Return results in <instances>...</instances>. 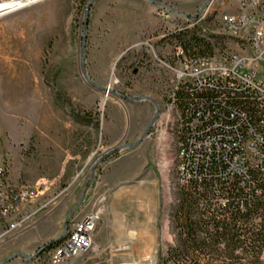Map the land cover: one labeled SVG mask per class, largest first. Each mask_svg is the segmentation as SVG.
<instances>
[{"label": "rangeland", "instance_id": "obj_1", "mask_svg": "<svg viewBox=\"0 0 264 264\" xmlns=\"http://www.w3.org/2000/svg\"><path fill=\"white\" fill-rule=\"evenodd\" d=\"M231 1L41 0L0 15L2 186L35 191L0 221V264L15 253L32 257L5 264H53V250L38 249L62 239L69 212L79 219L101 198L93 245L68 264H160L175 242L169 216L177 191L174 144L155 149L148 129L156 112L155 124L172 108L170 68L179 50L165 37L195 22L185 15H198L191 29L213 54L238 52L220 27ZM161 11L169 17L159 19ZM71 112L90 123L74 122ZM176 115L172 108L169 118ZM147 129L135 147L104 157ZM130 164L138 175L123 173Z\"/></svg>", "mask_w": 264, "mask_h": 264}, {"label": "trees", "instance_id": "obj_2", "mask_svg": "<svg viewBox=\"0 0 264 264\" xmlns=\"http://www.w3.org/2000/svg\"><path fill=\"white\" fill-rule=\"evenodd\" d=\"M195 32L184 26L165 39L185 54L213 55L212 45ZM171 98L177 112L173 133L177 191L169 216L175 242L160 264H264L263 105L250 90L232 84L187 86L175 89ZM71 117L90 123L74 112ZM258 135L263 164L259 168L248 163L246 171L237 160L240 145ZM218 197L225 204L212 208L208 202Z\"/></svg>", "mask_w": 264, "mask_h": 264}, {"label": "built area", "instance_id": "obj_3", "mask_svg": "<svg viewBox=\"0 0 264 264\" xmlns=\"http://www.w3.org/2000/svg\"><path fill=\"white\" fill-rule=\"evenodd\" d=\"M230 4L224 16L220 18V27L222 34L235 42L238 52L228 55H190L178 48L176 62L170 68L172 89L174 91L187 86L232 84L240 90H250L256 102L264 107V0H234ZM157 14L161 19L169 17V14L163 11ZM206 73L216 74V82H207ZM163 133H166L165 126H157L154 121L149 137L154 140L155 149L159 144H163ZM261 139L260 135L253 136V143H241V154L237 160L244 170H248V163L262 167L263 150L259 146ZM204 145L210 147L208 142ZM183 152L186 156L185 150ZM5 171L4 165L0 163V221L7 218V213L17 211L23 202L35 197L32 187L21 186L12 189L9 186H2L4 178L1 177H4ZM184 176L189 184L190 174L187 168L184 170ZM225 202V199L218 197L217 200L211 199L208 203L213 208ZM98 203L97 210L85 213L79 219L76 217L69 219L66 239L59 247L53 249L51 257L53 264H68L91 249L95 226L103 213L104 198ZM23 224L24 218L18 224H10L9 228L21 229Z\"/></svg>", "mask_w": 264, "mask_h": 264}, {"label": "bare ground", "instance_id": "obj_4", "mask_svg": "<svg viewBox=\"0 0 264 264\" xmlns=\"http://www.w3.org/2000/svg\"><path fill=\"white\" fill-rule=\"evenodd\" d=\"M37 1H41V0H10V1L8 0V1H2V2H0V15L15 12L16 10H18L20 8L30 6L31 4H33L34 2H37ZM232 1H234V0H232ZM191 21H193V20H191ZM198 21H199V19L196 20L195 22H190L191 24L188 27L186 26V28H192L194 26H197ZM206 81L209 83L216 82V74L206 73ZM170 106L174 110V106L172 104H170ZM172 108H170L167 113L165 112L164 114L159 116L158 121L156 123L157 126H165V132L166 133H163L164 142H163V144L158 145L160 147L159 150L164 151V152H168V150L171 151V144H173L174 140H175V138H174L175 134H173V133H174V124H175L177 119H176V117H174V120L169 118L170 117V110ZM246 143H253V141H248ZM162 165H163L162 166V172H163L164 177H165L169 165L166 162H164Z\"/></svg>", "mask_w": 264, "mask_h": 264}, {"label": "water", "instance_id": "obj_5", "mask_svg": "<svg viewBox=\"0 0 264 264\" xmlns=\"http://www.w3.org/2000/svg\"><path fill=\"white\" fill-rule=\"evenodd\" d=\"M149 1L151 2V1H153V0H149ZM155 3H156L157 5H159V6L163 7V8H165V9H168L169 11H171V12H173V13H175V14H178V12H177L176 10L172 9V8H171L169 5H167V4H164V3H162V2H158V1H155ZM86 16H87V13L85 14V17H86ZM185 17L188 18L189 20H193V21H196V20L198 19V15H197V17H190V16L185 15ZM86 20H87V17H86ZM85 25H86V21H85L84 26H85ZM96 87L102 89V90L105 91V92H108L106 89H103V88H101V87H99V86H96ZM125 98H128V97H125ZM133 100H135V101H139V100H150V98H148V97H139V98H133ZM156 114H157V112L154 114V117L152 118L151 125L148 127V129H149V128L152 126V124L154 123V121H155L154 119H155V117H156ZM148 129H147L146 131H144V133L142 134L140 140H139L137 143H135V144L118 145V146H116V147H113V148L110 149V152L106 153V155H105L104 157H105V158H106V157H110L111 155L116 154V153H118L120 150H123V149H125V148H133V147H135L138 143H140V141H141L143 138H145L146 136H148V135H146L147 132H148ZM104 157H103V158H104ZM103 158H100V159H103ZM93 178H94V170H93L92 173H91V177H90V179H89V183H88V185L86 186L85 190H84L83 193H82V198H83V196H84L86 190H87V189L90 187V185L93 183V182H92V181H93ZM72 211H73V210H72ZM72 211L69 212V214H68V216H67V219H66V221H65V223H64L65 231H64V233L62 234L61 237L66 236V234H67V229H68V228H67V225H68V221H69V219L71 218V216H72V214H73ZM58 239H59V238H55V239H53L51 242H49V243H47L46 245H44V246H42L41 248H39L36 254H38V252H40V251L46 249L47 247L52 246V245L54 244V242L57 241ZM36 254H35V255H36ZM18 256H24L25 258H31V257H32V256H31V257H28V256H26L24 253H23V254H22V253H15V254L9 256V257H8L4 262H2L1 264L8 263V261H10L11 259L16 258V257H18ZM33 256H34V255H33Z\"/></svg>", "mask_w": 264, "mask_h": 264}, {"label": "crops", "instance_id": "obj_6", "mask_svg": "<svg viewBox=\"0 0 264 264\" xmlns=\"http://www.w3.org/2000/svg\"><path fill=\"white\" fill-rule=\"evenodd\" d=\"M157 13H158V12H157ZM157 16H158V14H157ZM158 17H159V16H158ZM159 19H160V18H159ZM122 171H123L124 174L127 173V174H129V175H131V176H134L135 174L138 175V173H139V167L136 166V165H132V164H130V165H127V167L124 168Z\"/></svg>", "mask_w": 264, "mask_h": 264}]
</instances>
